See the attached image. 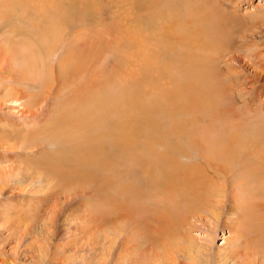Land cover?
Segmentation results:
<instances>
[{
    "label": "bare ground",
    "instance_id": "6f19581e",
    "mask_svg": "<svg viewBox=\"0 0 264 264\" xmlns=\"http://www.w3.org/2000/svg\"><path fill=\"white\" fill-rule=\"evenodd\" d=\"M174 1L171 0L172 3ZM207 2L215 5L214 0ZM182 3L188 2L182 0ZM194 3L204 10V17L200 15L203 19L212 18L215 23L213 16L216 11L221 23L225 25L223 27L227 28H224L227 30L226 42V38L221 39L225 31L219 24H215L217 27L213 32L209 27L208 34L202 36L206 40L209 36L208 41L213 45L221 40L222 49L237 51L232 43L237 28L233 27V23L238 26L240 24L238 15L234 16L226 11V5L223 7L225 10H220L217 4L218 8L212 7L210 10L205 0H195ZM189 9L190 7L188 11ZM212 9L215 11L212 12ZM185 11L186 9V15ZM255 14L256 12H248L250 17ZM165 17L162 19L167 24L165 23V28L160 27L161 43L159 41L156 52L164 50L165 54L173 55L174 52L178 55L175 41H171L176 38L174 29L177 27L174 28ZM253 24L251 27H256L257 23ZM54 26L55 24L51 26L50 23L42 29L43 32L46 31L40 39L34 35L27 36L25 41L19 40V46L22 45L21 49H25L20 50L14 60H10L13 64L8 70L0 71V224L6 232L5 236L0 234V264H19L21 234L19 236L20 209L17 197L19 190L22 193L25 191L23 187L27 186L30 187L31 194L44 193L46 190V194L54 199L61 195L66 199L79 198L88 187L95 191L100 201L95 215L105 224L109 223L110 227L104 232L102 241L97 235L98 240L92 239L88 249L84 244L73 253L82 257L84 264L94 261L95 264H108L112 261L113 264H264V112L259 110L263 108V103L253 100L258 99L257 96L254 97V94H250L251 91L245 90V86L241 87L244 80L251 86L260 82L256 80L259 76L251 77L250 81L239 76L241 80L236 81V87H241V90L236 88L234 92L233 89L234 95L244 99L239 102L242 106L245 105L243 108L254 112V105H262L257 107L258 120L255 119L256 123L251 121L253 124L249 121L235 122L236 119L233 122L230 117L239 118L240 111H236L238 117L235 116L232 106V112L228 113L231 106H222L225 104L221 100L224 95L223 92H218V87L217 92L222 93L216 95L221 106L218 107L221 110L224 108L219 114L217 106L216 109H209L205 102L200 101V97L197 98L206 89L201 90L199 86L203 87L211 74L213 77L210 84L206 85H210L212 90L216 89L213 81L221 79V72L218 68L214 72L216 67L213 68V63L212 67L207 65L209 63L203 64L206 61H202L191 49L192 52L178 56L180 60L175 72H180L184 81H180L172 91L164 89L158 97L149 98L142 87L139 89L128 83L134 78L135 66L140 63L148 68L149 65L156 68L154 72H150L145 67L144 74L152 73L149 76L151 80L161 79V72L169 73L173 66L165 63L164 70H159L158 66L161 65L155 67L157 61L152 62L149 48L136 42L133 45L135 51H131V55L126 58L128 62L124 64L122 72L118 69L113 73L117 80H107L110 83L116 80L119 83L117 86L120 85L119 90L105 91L106 88L102 86L103 71L99 66V51L103 41L99 38L96 40L100 35L95 33V38L87 37L78 45H67L65 54H62L56 64H51V56L57 46H60ZM258 26L260 28V24ZM135 31L137 33L138 29ZM19 33L22 34L20 31ZM139 35L141 33L137 34L138 37ZM192 38L199 42H195L196 47L211 45L196 32ZM185 39L186 37H182L180 42ZM245 41L247 43L238 45L239 50L243 49L248 53L246 55L263 58V53L258 50L263 44L249 37ZM229 50H223V53ZM253 50L255 54L251 52ZM154 57L156 58V54ZM230 65L227 69L233 68ZM47 67L50 68L48 72ZM258 67L252 66L255 69ZM220 70L222 71L221 68ZM230 71L235 74L231 69ZM228 80L232 81L231 75ZM160 84L159 89L166 85ZM196 92L199 95H195V98ZM204 94L207 95V92ZM52 97L54 100H50ZM213 98L211 100L215 104ZM250 98L253 101L248 103L247 99ZM206 99L207 97L205 101ZM212 102L210 104L213 105ZM14 105L19 106L22 118L19 117L18 121L7 120L3 116V110L8 106L13 108ZM199 106L203 111L196 117L194 113ZM252 106L254 107L251 108ZM200 114L206 119L205 123L207 120L210 122L205 124L208 126L199 122ZM217 119L223 123L221 128L220 121L217 125V121L215 123ZM142 135L146 140L141 139ZM10 150L16 152L14 157L10 156ZM8 193L9 196H6ZM96 230L98 233L99 226ZM197 230L204 237L195 236ZM219 230H228V235L223 234L225 247L213 251V242ZM44 232L40 233L43 245L36 253L39 260L33 264L51 263L61 246H57L52 253H47L52 238H48ZM119 233L127 234L122 243L117 242ZM12 240L15 245L7 250L6 243ZM73 242L67 241L62 246L63 250L65 248L64 252L67 245L70 246ZM132 250H135V255ZM78 256L76 258L79 259Z\"/></svg>",
    "mask_w": 264,
    "mask_h": 264
},
{
    "label": "rangeland",
    "instance_id": "374dc122",
    "mask_svg": "<svg viewBox=\"0 0 264 264\" xmlns=\"http://www.w3.org/2000/svg\"><path fill=\"white\" fill-rule=\"evenodd\" d=\"M138 1L137 0H0V71L6 70L7 68H10V65L13 64V61H10V60H14L15 56L18 55V52L20 50L25 49V47H24V49L23 48L21 49L22 45L19 46V40L25 41L27 39V36L33 37L34 35H35V37H37V39H40V37H43V35L45 34V31H46V30H44V32H43L42 29H44L50 23H51V26L53 24H55V26L60 25L59 27L56 26V28H55V26H54V28H53V30L56 29V31L58 32L57 33L55 31L57 33L58 44H60V46L58 45L56 48V51L53 52V54L51 56L52 57L51 58L52 61L50 62L51 64L52 63L56 64L59 61V59L62 57V54L63 53L65 54V47H67V45H69V47L73 46L75 44L78 45V44L82 43V41L84 39H86L87 37H94L95 38L97 35L102 36V37L97 36L96 40L99 38L101 40V42L103 41L101 43L102 45L100 47L101 50L99 51V56H100L99 57L100 58L99 59V66H100V68H102V71H103L102 72V86H103V88H106L105 91L110 90L113 92H117L119 90L120 85L117 86V84H119V83H116L117 79L114 77L115 74H113V73L116 72L115 70H118V69L119 70L121 69V72H122V69L125 66L124 64L128 62V60L126 58L131 55V53H132L131 51H135L133 48V45H134V43L136 44V42H138L140 46H147V48H149V55L151 54L153 57L152 62L154 63L155 61H157V65H155V67H157L158 65H161V67L158 66L159 70H161V71L164 70L163 68L165 66V63H169L171 67L173 66L172 69H170L171 71H169V73L163 72L164 73L163 74L160 71L162 74L161 79L158 78L160 80V82L158 81V79H154L155 80V82H154V80H151L149 78V76H152V73L151 74H144L145 71L148 69L150 70V72H154L156 70V68H154L153 66L149 65V68H148V67H146L140 63L137 66H135L134 78L131 79L130 82H128V83H130V85H132V87L138 86L137 88H139V89L142 87L141 89L147 93V97H149V98L158 97V94L160 95L165 90L172 91L173 88H175V86L178 85V83L180 81H184L183 80L184 76L178 71L175 72L177 64H178V60H180V59H178V56H181L182 54L186 55L188 53V51H190V52L194 51L193 53H195L199 58H201L202 61L203 60L206 61V62L203 61L202 62L203 64L209 63L207 65L210 67H212V65L214 64L213 68L216 67V70L214 72H217V68H218L219 72H221V79L218 80V82L213 81V85H214V87L216 86L215 87L216 89L212 90L210 85H206V83L210 84V80L213 77V75L211 74L208 77V79L205 81V84H203V87L199 86V88L201 90H203L204 88H206V89L203 90V95H202V91H201V93H199L201 95L197 96V98L200 97L199 98L200 101L205 102L206 103L205 106H207V108H209V109H210V107H213L214 109H216V106H217V108H218L217 113L219 114V112L220 111L222 112V110L224 108H222V110L220 109L221 106L217 102V96H218L217 94L221 95L222 93H218V92L219 91L223 92L222 95H224V96L222 97L221 100L224 101L225 104L222 106L223 107L225 106V108H226V105H227V108L229 106H231L228 109L229 110L228 113L230 114V112H232L233 109H231V108H233V107L235 109V110H233V114L235 116H237L236 114L240 111L239 118L233 119V117H230L233 114L231 113L230 116L228 114V116L230 118H232L233 122L236 119L237 121H235V122H241V121L251 122V121H253V123H256L258 120V118H257L258 108L257 107L259 104L257 106L254 105L256 107V109L254 106L251 107V108L254 107L253 108L254 112L250 111L246 108H243V106H245V105L242 106L240 103L244 99L241 96L239 97L237 94L234 95V92L236 91V88H237L236 87L237 86L236 81L241 80L240 77L241 78H247L250 81L251 77H254V76L258 77L259 76V79H256V80H259L260 82L257 81L256 84L251 86V84L248 81L244 80L245 83L241 87L243 88L245 86V90L251 91L250 94H252V95L254 94L253 95L254 97L257 96L258 99H253V98L252 99L256 100L258 103H263L262 104L263 108H261L259 110H262V112H264V73H263L264 72V66H262V65H264V60H263L264 56H263V58H261V57L258 58L256 56L252 57V55L251 56L246 55L248 53H245V51H243V49L242 50L238 49V45L241 46L243 43H247V41H245V38L249 37V38L255 39V41L257 43H259L261 45L263 44V46H261L258 50L260 53L261 52L263 53V54L261 53L262 55H264V0H232V1L230 0L229 2L227 0H214L215 3L214 2L213 3L215 5L210 4L207 2V0H205L206 5H208V7L206 6L207 8L210 9L212 7H217V5H218L220 7V10L226 9V11H229V13L231 12L230 13L231 15H234V16L238 15L237 17L240 18L239 26L237 23L232 22L234 24V26L231 23L233 27L238 28V29L235 28L234 36H233V43H232V46L237 48V51H235L236 49H233V50L222 49L223 43L221 42V40L220 41L215 40V42L217 41L216 43H218L220 45H218V44L213 45L211 42L208 41V39H210L209 36H208L207 40L205 39V36H202V35H207L208 34L207 32L210 29H211V32H213L214 29L219 24V25H221L223 31H225V32H223L224 37L222 36L221 39L227 37V30H226L227 28L223 27L225 25H223L221 23L222 21L218 18V14H217L218 12H216L215 9L214 10L212 9L213 10L212 12L215 11V14L213 17L216 19V22L214 23L212 18H209V19L208 18H204V19L202 18V17H204V13H203L204 10L202 9V7L199 4L197 5V3H194L195 0H184V2L187 1L189 3V5H190V2H192L191 3L192 5H190V6L188 5V3H185V4L182 3L181 4L182 0H179V1L178 0H175V1L172 0V2L174 1L175 3H172L171 0H167V1L166 0H138ZM221 2H223V3H221ZM228 3H230V4H228ZM176 4H180V6L181 5H183V6H181L182 7L181 8L180 6H178ZM222 4H223V6H222ZM184 5H186V6H184ZM195 5H197V7ZM177 6H178V8L176 9ZM224 6H225V9L223 8ZM228 6H229V9H228ZM183 7H185V8H183ZM189 7H190V9L188 11ZM194 7L196 8V11L193 10ZM199 7H200L201 12L199 10ZM235 7H237V8L234 9ZM185 9H186V11H185L186 15L184 13ZM190 11H192V12H190ZM60 12H61L62 17L60 16ZM63 12H65V13H63ZM162 12H163V14H162ZM180 12H182V13H180ZM248 12L249 13L256 12V14L257 13L258 14H257V16L255 14V15L250 17V15H248ZM194 14H195V16H193ZM178 15L180 17H178ZM200 15H203V16L201 17ZM215 15H216V17H215ZM176 16L178 17V19ZM163 17H165L168 22H171L172 25L174 26V28L177 27V29L176 28L174 29L175 33H176V38L174 37L175 39H172L171 41L172 42L175 41L174 45L177 48L176 52L177 51L179 52L178 55L174 54V52H173V55L172 54L171 55L165 54L164 50H161L160 53L156 52L158 50L157 45L159 46V41L161 43V40H160L161 39V33H160L161 28L160 27H162V28L164 26L166 27V24H167L165 21H163V19H162ZM257 18H259V19H257ZM180 19H181V21H180ZM245 19H248V20H245ZM241 20H243V21H241ZM256 20H258V22ZM252 21L254 24L252 23ZM244 22L246 24H248L247 26H249V27H251L252 24L255 25V23H257V25H256V27H253V28L251 27L252 28L251 29L249 27H246V24ZM201 23H202V26H204V27L201 26ZM249 23H251V25H249ZM261 23H262V25H261ZM207 24H209V25H207ZM215 24H217V26ZM259 24H260L261 29L258 26ZM228 25H230V24H228ZM243 25H245V27ZM209 27H210V29H208ZM241 27H242V30L245 29L246 31H242ZM20 28H22V30ZM136 28L138 29L137 33L135 31ZM224 28H226V29H224ZM193 29H195V30H193ZM236 29L238 31H236ZM239 29H240V31H239ZM19 31L22 32V34L19 33ZM23 31L24 32L26 31V32L24 33ZM247 31H249V32H247ZM260 31L262 33H260ZM195 32L197 35H200L201 38L203 40H205V42H209L208 44H211V45L202 46L201 48L196 47L197 45H195V44L198 41L197 40L194 41L192 38L195 35ZM235 32H236V34H235ZM95 33L97 35H94ZM138 33H141V35H139V37L137 36ZM179 33H180V35H179ZM242 34L243 35L248 34V35L245 37ZM182 37H186L187 40L185 39V41H183L181 43L180 40ZM212 38L220 39L216 36H214ZM28 39H30V38H28ZM214 39H212V41H214ZM226 40H227V38L225 39V42H226ZM241 40H242V42H241ZM94 41H95V39H94ZM239 41L241 43L238 44ZM11 42H13V43H11ZM142 42H144V43L142 44ZM245 45L246 44H244L243 48L245 47ZM102 46L105 48H102ZM204 48H206L207 50H204ZM183 49H184V51H183ZM141 50H143V49H141ZM223 50H229V51L223 53ZM248 50L250 51V47H248ZM254 51L255 50H253L251 52H253V54H255ZM214 52H216V53H214ZM155 54H156L157 59L154 57ZM12 55H13V57H12ZM220 55H222L223 59ZM234 57H235V59H234ZM133 58L136 59V57H134V56H133ZM209 59H211L212 61L211 60L208 61ZM262 61H263V64H261ZM230 64H232L233 66ZM228 65L232 66L233 68L227 69ZM252 66H255V67L259 66V67L257 69H255V68H252ZM145 67H146V70H145ZM220 68L222 69V71L220 70ZM234 68L236 71L233 70ZM230 69L235 72L234 75L231 74L232 72L230 71ZM254 69L257 70L258 72L254 71ZM49 70H50V68L47 67V72ZM240 70H242V71L239 73L238 71H240ZM145 75H147L148 77ZM230 75H231L232 81H230L231 79L228 80L230 78ZM188 76H190V75H188ZM188 76H186V77H188ZM182 77H183V79H182ZM109 78H111V80L112 79H116V80H114L115 82L110 83L107 81ZM162 79H164L165 81H162ZM150 81H152L151 84L149 83ZM131 82H133L134 84H131ZM168 82L171 84H169ZM203 82L204 81L202 80L201 83H203ZM231 82H233V83H231ZM153 83H154V85H152ZM159 84H160V86L165 85V84L166 85L160 87V89H159V87H158ZM229 84H231V85H229ZM139 85H141V86H139ZM114 87H116V88H114ZM154 87H155V90H153ZM217 87L219 88L218 92H217ZM231 87H232V91H230ZM241 87H239V89ZM146 88H147V90H145ZM249 88H251V89L248 90ZM37 89H38V87H37ZM209 89H211L213 92L214 91L215 92L214 93L210 92ZM233 89H235L234 92H233ZM239 89L237 88V90H239ZM205 90H207V91H205ZM147 91L148 92L150 91V92L148 93ZM195 91H197V90H195ZM224 91H225V93H224ZM229 91L231 93H229ZM191 92H192V90H191ZM204 92L205 93L207 92L208 96L206 94H204ZM244 92H243V94H244ZM210 93H212L213 95ZM31 94H33V93H31ZM199 94L198 93L194 94V96L199 95ZM63 95H64V93H63ZM206 97H207V99L205 101ZM195 98H196V96H195ZM212 98L215 99V104L212 102L213 101V100H211ZM252 99L251 98L249 100L247 99V102L249 103V101H253ZM50 100H54V97H52ZM207 100H208V102H207ZM209 100H211V101H209ZM211 102L213 103V105L210 104ZM216 102H217V104H216ZM230 102H232L233 104H231ZM234 103H236V104H234ZM203 105H204V103H203ZM218 105L220 107H218ZM262 105H259V106H262ZM15 106L18 108H16ZM246 106H247V104H246ZM199 107L200 108H198V110L194 113L196 117L199 113H201V111H203L202 107L201 106H199ZM236 111H238V112H236ZM251 114H252V116H251ZM254 115H255V117H254ZM3 116H4V118H7V120H10V121H18L19 117H21L22 114L19 111V106L14 105L13 108H10L9 106L5 107V109L3 110ZM199 116L200 117H198V118H200L201 121H199V122L201 124L205 125L207 123H210V122H208V120L205 123L206 119H204V116L202 114H200ZM1 117H2V115L0 114V118ZM240 117H241V120H239ZM251 118H253V119H251ZM255 119H257V120L255 121ZM216 121H217V123H216ZM219 121H218V119L215 120L216 125L218 124ZM220 122H219V124H220V128H221V124H223V123L222 122L220 123ZM194 125H192V127H194ZM209 125H212V124H209ZM216 125L213 124L214 127H216ZM205 126H208V125H205ZM141 139L146 140V137L144 135H142ZM20 152L21 151H19V153ZM9 154L11 157H14L16 152H13V150H10ZM6 164H8V163H6ZM29 189H30V187H28V186L23 187V190H25V191H23L22 193L24 195L22 196V193L19 190V197H17L19 200V209H20V211H19V214H20L19 215V236L21 234V236L19 238V264H33V262H38L39 258H38L36 253H38L40 246L43 245L41 242L40 233L44 232L45 230H46L44 232L45 235L50 239L52 238L49 241V243H51V245L48 244V246H49L48 249L50 251L47 249V253H49V254L52 253L53 250L55 251V248L57 246L61 245L57 254H56L55 259L53 261H51V263H49V264H52V263L57 264L58 261H61V262H58V264H84L82 257H79L78 255H75L73 253H75V251L77 249H80L84 244L86 246V249H88L91 241H93L94 238H97L95 240H98V236H99L100 241H102L101 238H102L104 232L106 230H108V228L110 227L109 223L105 224L103 221L98 219L99 217L97 215H95L97 208L99 207V203H100L99 197L96 196L97 194L95 193V191L92 188L90 189V187H88V188H86L87 191H85L83 196H82V194L79 195V198L76 196L77 198L74 197V198L66 199L64 195H61L60 197L58 196V197H55V199H54V197H51L48 194H46V193H48V191H46V190L44 192L45 194L42 192H40L38 194L36 192H34L31 194V191H29ZM26 191H28V192H26ZM46 195H48V196H46ZM6 196H9V193L6 194ZM80 196H82V197L80 198ZM40 197H43V198L41 199ZM25 198H28V199H25ZM51 198H53V199H51ZM44 199H45V201H43ZM51 200H53L54 202ZM21 218H23V219H21ZM26 220H27V222H26ZM94 220H95V222H94ZM0 221H1V218H0ZM101 222H102V224H101ZM23 223H24V225H23ZM25 223L27 224V226ZM95 223L99 226L98 233H96L97 232L96 228H98V226H96ZM51 224H52V228H51ZM29 225H31V226H29ZM26 227L27 228L29 227L28 228L29 230ZM32 231H34L35 233H33ZM224 233H225V236L228 235V230H225L224 232L221 230L218 231V234H217V236L213 242V247H214L213 251H216L219 249H224V247H225V245H224V242H225L224 237L225 236L223 235ZM0 234L2 236L6 235L5 229L1 227V224H0ZM115 234H117V233H115ZM194 234H195V236H198V237H204V234L200 235L201 234L200 230H197L196 233H194ZM22 235L24 236V238ZM126 236H127L126 233H124V234L119 233L118 237H117L118 238L117 242L122 243L123 242L122 239H125ZM71 240L74 242L71 243L72 244V245H70L71 247L69 245H67L68 246L66 248L67 250H66V252H64L65 248L63 250L62 246L66 245V242L71 241ZM14 245H15V241L12 240L10 243H6V249L11 250V248ZM70 248H71V250H70ZM60 249H62L63 252ZM228 250H230V249H228ZM115 251H116V249H115ZM132 251L135 255V250H132ZM223 252H224V250H223ZM77 256L79 257V259L76 258ZM64 259L65 260L68 259V260L65 261ZM111 259H113V258L111 257ZM134 260L132 262H134ZM64 262H67V263H64ZM112 262H109V263L113 264ZM89 263H87V264H89ZM95 263L96 262L94 261V263L91 262L90 264H95ZM124 264H129V263H124Z\"/></svg>",
    "mask_w": 264,
    "mask_h": 264
}]
</instances>
